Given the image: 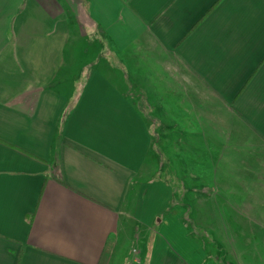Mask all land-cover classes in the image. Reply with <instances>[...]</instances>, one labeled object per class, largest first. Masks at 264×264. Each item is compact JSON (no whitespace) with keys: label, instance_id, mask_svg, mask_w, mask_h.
<instances>
[{"label":"crops","instance_id":"crops-1","mask_svg":"<svg viewBox=\"0 0 264 264\" xmlns=\"http://www.w3.org/2000/svg\"><path fill=\"white\" fill-rule=\"evenodd\" d=\"M162 142L207 218L138 177ZM201 241L264 258V0H0V264H200Z\"/></svg>","mask_w":264,"mask_h":264},{"label":"rangeland","instance_id":"rangeland-1","mask_svg":"<svg viewBox=\"0 0 264 264\" xmlns=\"http://www.w3.org/2000/svg\"><path fill=\"white\" fill-rule=\"evenodd\" d=\"M61 130L59 129L58 135ZM157 150H164L165 151V156L162 157L160 155V158L154 154V149L150 153V156L148 158V161L146 163V171H143L140 173L138 177H141L140 180H142L144 183H150L152 184V187H157V186H163V187H168L171 196L173 197V200L170 202V205H172L175 201L182 202V200L185 202L186 207L189 209L187 212L189 215L187 218H194V211H193V205L196 204V202L200 203L202 205L201 213H202V218H207L208 217V207H209V201L211 200V197L209 194L205 193H198L193 189L196 181L192 178L189 177L188 175H185L183 170L184 166H192L193 163L187 162V161H180L178 160V157L176 155V144L174 142H162L158 147ZM207 181H210V179H205ZM161 187V189H163ZM160 194V192H159ZM158 194V195H159ZM160 217H157V228H153L152 231L147 230L143 232L142 234L138 233L137 237L139 238L141 236V239L143 240L142 243L147 241V244L155 245L154 238L157 234L158 241L155 247L157 249H160L163 247V242L161 243L159 240L163 239V237H160L161 234H163L164 230L162 231L160 226ZM189 230L192 234H197V231L193 230L194 229H202L205 232L209 229L207 225L203 226V224H190ZM199 227V228H198ZM143 230V229H142ZM157 230L159 233H157ZM207 233V232H206ZM208 236V235H207ZM206 236V237H207ZM138 241V240H137ZM197 242V241H196ZM202 245L204 247H200L203 249L205 252L203 253L202 258L200 259L201 263L200 264H219L216 262L215 258L210 255L212 254H218L221 257L224 256L225 252L223 251V246L224 244L221 243H209L208 241H201ZM241 243V242H240ZM239 242H236L235 244L239 248L240 245ZM243 246H245L246 243H241ZM248 246L250 247L252 243H247ZM257 243H253V245H256ZM223 245V246H222ZM257 246H253V250ZM179 247L175 248L176 252L179 253L178 249ZM156 249V251H157ZM149 253L151 249L148 247ZM147 250V252H148ZM171 250L175 252V250L171 247ZM236 250V249H235ZM240 250V249H239ZM246 251V250H244ZM247 254L249 251H246ZM210 254V255H209ZM259 254V251H253V255ZM235 260V259H234ZM251 262H255L254 264H264V258H259V259H251ZM224 263H228L229 261L227 259L223 260ZM145 264V263H144ZM147 264H149L147 262ZM221 264V263H220ZM240 264V263H239Z\"/></svg>","mask_w":264,"mask_h":264}]
</instances>
